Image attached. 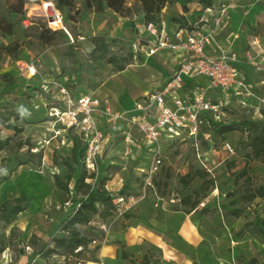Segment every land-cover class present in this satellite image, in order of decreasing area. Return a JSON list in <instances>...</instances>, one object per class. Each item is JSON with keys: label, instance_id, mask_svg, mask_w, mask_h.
<instances>
[{"label": "rangeland", "instance_id": "374dc122", "mask_svg": "<svg viewBox=\"0 0 264 264\" xmlns=\"http://www.w3.org/2000/svg\"><path fill=\"white\" fill-rule=\"evenodd\" d=\"M49 1L56 6L57 0H41L38 4L27 5L23 16L14 15L4 0L0 1V14H5L17 24L15 36L0 31V43L8 44L15 39L21 43L18 57L4 54L3 61L0 60V85H4L0 86V139L9 141L0 148V177L9 174L21 158L27 157V147L18 146L21 139L30 138L36 145H41L54 133V118L50 116V107L60 104L61 94L54 83L48 92L43 93V79L70 87L73 97L83 92L93 93L100 97L108 96L114 106L113 102L116 101L120 106L128 108L134 100L150 91L163 89L178 72L180 60H175L173 54L148 56L141 48L143 39L154 42L156 38L151 35L142 16L136 15L134 19L123 17L109 8L103 13H97L85 8L84 0H74L73 9L56 7L62 20L59 25H54L48 16L51 10L44 8V3ZM224 2L215 0L211 8L204 9L198 16L197 11L201 6L195 0L189 4L186 15L189 17L195 13L193 17L198 18L196 23L204 20L201 23L206 24L207 32L212 35L215 50H223L235 56L243 74L242 85L234 90H216L210 88L203 79L198 82L194 80L192 86L198 84L204 90L207 100L218 103V112L210 111L200 115L202 135L197 146L188 137L164 138L162 166L153 176L154 187L145 185L152 151L142 146L147 151L145 154L138 156L133 152L132 156L123 157L126 144L122 142L123 136L119 133L106 145L91 184L98 186L109 180L114 185L121 183L122 188L126 189L124 196L129 204L128 210L134 211L145 203L147 211L158 210L160 217L163 208L188 209L180 201L187 194L194 195V189L201 184L202 178L195 177L186 187L179 178L189 171L204 169L207 178H213L214 182L208 190L200 193V202L192 211H195L204 229L214 236L216 242L214 250L204 253L202 261L194 264H264V239L250 233L242 237L237 235L244 224L252 221L255 216L264 219V198H256L247 206L245 203L231 202L247 186L243 180L234 183V175L244 165V154L250 150L240 145V141L246 139L245 133L235 130L220 136L211 129L212 124L208 121L210 116L214 121L225 123L262 119L259 113L264 115V50L261 49L264 40V12L252 13V20L239 23L232 30L223 24L218 26L216 21L221 15L219 11L225 6ZM253 3L262 5L264 0H243L242 4ZM184 14L180 4H167L160 12V22L155 27L159 32L165 28V24H171L173 17ZM43 27L55 32L51 35L52 43H44L39 37ZM130 52L134 56L123 71H117L108 62L110 56L124 58ZM31 66H35V75L29 71ZM17 110L21 113V119H16V116L8 121L9 116ZM18 121L27 132L15 134L14 130L8 128L9 124H18ZM45 125L51 130L45 128ZM62 127L58 124L55 129ZM69 135L75 134L69 131ZM68 140L66 144H62L60 136L53 140L49 149L44 150L47 164L33 168L45 179L44 183H48L47 179L52 181L53 173L66 175L71 170L69 163H72L74 173H80L81 166L71 159ZM227 142L233 147V154L225 150L224 143ZM202 164L209 170H205ZM249 172L254 177V186L264 185V165L252 161ZM27 181L36 183L37 191H46L40 180ZM73 186L71 184V188ZM52 189L43 205H33L12 223L0 220V264H25L27 260L32 262L33 259L36 264L65 263L59 255L49 256L47 262L37 252L43 243L51 240L60 230L62 221L71 214L74 204L82 196L68 195L56 185ZM234 191L233 195H228ZM241 205L246 206L245 211L238 218L232 216L229 210ZM93 224L98 225L97 222ZM93 248L94 245L91 246ZM84 257L92 259L88 253ZM94 257L99 259L98 253ZM69 262L73 264L76 260L70 258ZM92 262L86 261L83 264Z\"/></svg>", "mask_w": 264, "mask_h": 264}, {"label": "trees", "instance_id": "16d2710c", "mask_svg": "<svg viewBox=\"0 0 264 264\" xmlns=\"http://www.w3.org/2000/svg\"><path fill=\"white\" fill-rule=\"evenodd\" d=\"M1 1V0H0ZM41 0H4L5 4L9 8L10 12L14 15H25L26 6L31 4H38ZM195 0H84V6L86 9H93L97 13H103L107 8L112 9L116 13L123 17L133 18L136 15L142 16L144 23L146 24H158L160 19L158 16L162 9L167 4L178 3L182 6L185 14L177 17H173L171 23H174L179 28L196 29L202 24L201 21L196 23L198 18H194L193 15L187 17L186 13L189 12V4ZM215 0H198L201 9L197 11L198 16L201 15L204 9L211 8ZM75 6L74 0H57L56 7L64 8L68 7L73 9ZM43 31L39 37L44 43H52L53 32L48 27H43ZM0 31L4 34L15 36L17 34V24L5 16L0 14ZM62 34L67 37L66 33ZM145 42L141 43L144 44ZM21 51V43L18 40H13L8 44L0 43V60L3 59L4 54L9 56L18 57ZM134 56L133 52H130L128 57L121 58L118 55L110 56L108 62L117 71H123L127 65L131 63ZM20 114V115H19ZM17 116V117H16ZM21 113L19 110L15 111L9 116L8 121L12 117L21 119ZM210 120V121H209ZM208 121L212 124V130L220 136L225 133L239 130L245 133V141H240L241 146H246L250 150L244 154V165L240 171L234 175V183L243 180V183H247V186L240 192L239 197L231 202H237L240 204L245 203L246 206L250 204L256 198H264V185H253L254 177L250 174V163L252 161H258L264 165V119L259 120H243L235 123H225L224 121H214L210 116ZM208 122V123H209ZM9 129L15 131V134L23 132V127L18 124H9ZM201 137V135H200ZM8 140L0 139V148L8 144ZM19 148L27 147L26 158H21L17 167L21 165H29L31 168L36 169L41 167L44 159V149L39 151H33L36 146L30 138L21 139L19 142ZM72 156L71 159L76 165L81 166L80 173H74L72 163H69L70 171L66 175L60 173H53L54 183L57 188L64 193L70 195L75 194L82 196V199L74 204L71 214L67 216L61 223L60 230L52 237L51 240L43 243L41 249L37 252L41 258L48 262V257L52 255L62 256L65 260L63 264H71L70 258L76 260L73 264H83L86 261L98 262L95 254L100 249V241L104 238L105 231L101 224L95 225L93 222L96 218H100L101 221H105L108 217L112 216L116 211V206L113 199L117 195H125L126 189L123 187L118 193L108 190L105 186V182L98 186H93L89 179L95 178V172H88L83 164L85 156L86 145L78 137H73V146L71 147ZM204 170V169H203ZM203 170H194L188 172L185 175H181L179 180L184 187L188 186L190 182L195 178H202L201 184L194 189V195L187 194L181 199V205L187 206L188 209L182 210L185 213L191 212L195 209L199 202L202 191L208 190L213 185V178H207V173ZM14 172V169L9 174H2L0 177V185L9 180ZM74 186L71 188V184ZM238 192V191H237ZM233 193H228L234 194ZM31 204V198L27 197L24 193H21L18 197L4 200L0 204V220L6 223H12L16 220L17 216L27 210ZM245 205L240 207L231 208L230 214L238 218L244 211ZM129 213L126 217H130ZM245 233L261 236L264 239V219L259 216H255L252 221H248L244 224V227L237 233L239 237H242ZM94 248L91 249V246ZM90 254L92 259L84 257L86 254ZM90 257V258H91ZM122 257L128 258L129 253L122 252ZM82 262V263H81ZM151 262L149 255H145L142 259V264H148ZM32 264H36L35 262ZM49 264V262L47 263ZM154 264H157L155 262Z\"/></svg>", "mask_w": 264, "mask_h": 264}, {"label": "built area", "instance_id": "2783aa9c", "mask_svg": "<svg viewBox=\"0 0 264 264\" xmlns=\"http://www.w3.org/2000/svg\"><path fill=\"white\" fill-rule=\"evenodd\" d=\"M44 8L51 10L48 16L53 18V24L56 21L61 22L62 15L53 2L44 3ZM147 25L151 35L156 38L154 42L143 39L142 43H145L141 48L146 54L155 56L161 51H171L181 60L178 72L168 84L161 90L149 92L138 98L132 111L117 110L109 97H100L93 93H81L73 97L70 87L49 79H43L41 90L43 93L48 92L51 84L54 83L61 94L60 104L50 107V116L54 118L52 130L54 133L44 140V144L50 145L60 136L62 144H66V140L69 139L68 145L73 146V137L78 136L86 145L83 159L86 170L97 172L100 157L106 145L111 141V135L119 131L124 135L126 155L135 146H146L152 151V160L146 170L145 185L154 187L153 176L160 171L162 166L159 148L161 139L188 137L192 139L193 145L197 146L198 139L202 135L200 115L210 111L218 112V103L207 100L202 88L192 98L174 95L171 98L172 105L169 104V97L173 90L183 83V75L204 76L208 79V86L212 89L239 88L243 81L234 55L223 50L208 53L207 46L213 43L210 32L200 28L179 27L173 32H168L165 28L158 32L155 24ZM31 67L29 71L35 75V66ZM121 123L130 125V128L121 130ZM58 124L63 127L55 129ZM134 130L136 132H133ZM69 131H73L75 135L70 136ZM40 148L39 145L32 150L36 152ZM224 148L227 153H234L233 147L228 142L224 143ZM43 163L47 164L46 157ZM202 165L206 168L205 170H209L205 164ZM113 201L116 211L129 209L124 195H117ZM103 229L106 230V226H103Z\"/></svg>", "mask_w": 264, "mask_h": 264}, {"label": "crops", "instance_id": "0c3cea01", "mask_svg": "<svg viewBox=\"0 0 264 264\" xmlns=\"http://www.w3.org/2000/svg\"><path fill=\"white\" fill-rule=\"evenodd\" d=\"M224 1L225 6L219 11L221 15H219L217 24L218 26L223 24L226 27H230L232 30L236 29L237 24L247 22V20H252L250 19V15L252 13L255 15L260 12H264V4L255 5V3H253L243 5V0ZM224 12L226 14L225 16H222ZM202 24L199 28L203 31H207L205 28L206 24ZM165 29H167L168 32H173L177 29V25L174 23L165 24ZM261 49L264 50V40L261 42ZM207 51L208 53H214V46L212 44L207 46ZM160 54L161 56H165L166 54H173V57L177 56V54L171 51H161ZM175 60L181 59L176 57ZM1 61H3V59ZM155 63L158 64L156 61ZM238 68L243 81L242 71L239 66ZM199 79L205 80L208 84V79L204 76L189 77L183 75V83L180 85V87L173 90L171 97H169V104L172 105L171 98L174 95L192 98L196 92L201 89V86L198 84H194L192 86L194 80L197 81ZM6 85L8 86V84ZM228 89L234 90L237 88L233 87ZM135 101L136 100H134L133 104L128 108L120 106L116 101L113 103L115 104V108L117 110L132 111L134 109ZM259 116L260 118L264 119V115L261 113H259ZM45 128L48 127L45 125ZM128 128H130V125L121 123V130ZM24 132H27V130H24ZM133 132L136 131L134 130ZM117 133H119V131L111 135V141L109 143L114 140ZM119 134L123 136L122 142L125 143L123 133ZM164 141L165 139H161L160 141L159 148L161 156L162 142ZM48 146L49 145L41 143L40 149H44L46 151L49 149ZM69 146L72 147V145ZM35 147H39V145H36ZM133 152L134 154L140 156L145 154L147 151H144L142 146H135L128 155L132 156ZM128 155L125 154L123 157ZM149 166L150 164L148 165V168ZM18 179H20V182ZM27 179L40 180L43 183L46 191H37V184H34L30 181L28 183V181L26 182ZM93 179L94 178L89 179V182H93ZM51 180L52 181L49 182L47 179L48 183H44L45 179H43V177L33 170V168H31L29 165L18 166L14 168L11 178L0 185V204L6 199L18 197L21 193H24L27 197L31 198V204L29 208L21 212L17 216L18 218L20 215L28 212L31 207H33V205H43L46 202L49 197V193H51L50 191H53L52 186L55 187L53 177ZM72 184L74 185V183ZM117 185L119 186L115 187ZM117 185L111 183L110 180L105 183V186L108 190L116 193L119 192V189L120 187L122 188L123 184L120 183ZM127 213H129L131 216L126 217ZM159 214L160 211L158 210L153 212L147 211L145 209V203H142L139 208L134 211L128 209L115 211L114 214L108 217L105 221H101L99 217L96 218L94 223L97 222L98 224H101V227L106 226L107 229L104 230L105 235L100 241V249L97 252L99 260L98 262H92V264H142L141 261L145 255H149L151 258V262L148 264H154L155 262H157V264H194V262L202 261V256L204 253H210L214 250V242H216V240L213 238L214 236L209 233V231L204 229L201 222L199 221V218L196 217L195 211L185 213L182 210L163 208L160 217ZM123 251L129 253L128 258L122 257ZM34 262V259L32 262L27 260L25 264H32Z\"/></svg>", "mask_w": 264, "mask_h": 264}, {"label": "bare ground", "instance_id": "6f19581e", "mask_svg": "<svg viewBox=\"0 0 264 264\" xmlns=\"http://www.w3.org/2000/svg\"><path fill=\"white\" fill-rule=\"evenodd\" d=\"M54 25H59V21H56Z\"/></svg>", "mask_w": 264, "mask_h": 264}, {"label": "water", "instance_id": "95a60500", "mask_svg": "<svg viewBox=\"0 0 264 264\" xmlns=\"http://www.w3.org/2000/svg\"><path fill=\"white\" fill-rule=\"evenodd\" d=\"M50 20H53V18H51Z\"/></svg>", "mask_w": 264, "mask_h": 264}]
</instances>
